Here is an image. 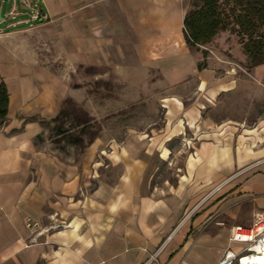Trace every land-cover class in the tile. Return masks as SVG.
Masks as SVG:
<instances>
[{
    "label": "crops",
    "instance_id": "0c3cea01",
    "mask_svg": "<svg viewBox=\"0 0 264 264\" xmlns=\"http://www.w3.org/2000/svg\"><path fill=\"white\" fill-rule=\"evenodd\" d=\"M38 1L41 23L0 33V264H217L236 247L231 229L264 210V114L214 117L245 81L211 55L198 69L183 24L192 0ZM97 70L116 76L122 104L151 94L162 125L121 140L104 132L62 158L46 124L68 99L90 104L81 79ZM245 74L264 99V64ZM160 164L172 179L158 180Z\"/></svg>",
    "mask_w": 264,
    "mask_h": 264
},
{
    "label": "rangeland",
    "instance_id": "374dc122",
    "mask_svg": "<svg viewBox=\"0 0 264 264\" xmlns=\"http://www.w3.org/2000/svg\"><path fill=\"white\" fill-rule=\"evenodd\" d=\"M19 0H16L18 3ZM13 5L12 0H4L3 3L0 0V8L4 22L0 24L1 28L7 27L11 23L10 19L5 18L7 10ZM9 31L17 28H7ZM209 48L204 50L203 48H193L201 52L203 57L199 65L206 67L209 55L211 60L218 70L225 71L226 66H232L237 68V71H232L240 80L245 81L243 87L239 88V94H235L230 97L228 101L224 98V105L222 106V98L218 99V103L213 113L214 117L220 121L227 118H241L250 117L254 118L258 115L264 114V99L263 96L257 93L258 84L249 85V77L245 74L251 71L249 67V61L246 59L239 60L236 55L243 52L242 42L238 37L230 33L229 31L224 34H219L217 38L209 44ZM240 49V51H239ZM212 51L213 53L209 52ZM244 53V52H243ZM229 61V63H227ZM237 65H239L237 67ZM89 78L81 79L87 86V92L90 97V104H77L76 102L68 99L64 102L63 116L58 117L53 125L46 124L45 138L50 141L49 148H53L55 154H60L62 158L77 159L81 155L84 148L96 139L101 133L108 136H113L118 140L125 139V134L128 131L139 132L146 131L152 124L156 128H160L162 125V110L154 102V99L144 98V101L132 104H122L125 96L123 88L118 87L120 83L116 76L106 71H89L87 72ZM94 75L102 76L97 77V80H93ZM87 76V75H86ZM243 76V78H241ZM77 74H74L73 84L77 87L79 79L76 78ZM260 96L261 105L255 104L258 102ZM254 99V100H253ZM263 100V101H262ZM94 101L99 104L100 111L97 113L100 116L93 117V112L96 111ZM253 116V117H252ZM253 120V119H252ZM252 120L247 123H252ZM88 121L85 131L82 132V123ZM79 123V127L77 124ZM81 125V126H80ZM75 127V128H74ZM60 129L63 130V135L60 134ZM183 156L178 155L176 159L175 167H182ZM156 160V159H155ZM159 179L165 178L172 179V171L166 164L159 165ZM175 173L176 171L173 170ZM154 180H157L154 178ZM176 180H170L171 183H175Z\"/></svg>",
    "mask_w": 264,
    "mask_h": 264
},
{
    "label": "trees",
    "instance_id": "16d2710c",
    "mask_svg": "<svg viewBox=\"0 0 264 264\" xmlns=\"http://www.w3.org/2000/svg\"><path fill=\"white\" fill-rule=\"evenodd\" d=\"M183 24L186 43L191 48L205 47L219 34L229 31L242 42L250 68L264 64V0H192ZM7 112L8 92L1 83L0 125L6 121ZM63 113L62 110L57 118ZM87 123L81 124L82 132ZM75 127H79V123ZM60 134L63 135L62 129Z\"/></svg>",
    "mask_w": 264,
    "mask_h": 264
},
{
    "label": "built area",
    "instance_id": "2783aa9c",
    "mask_svg": "<svg viewBox=\"0 0 264 264\" xmlns=\"http://www.w3.org/2000/svg\"><path fill=\"white\" fill-rule=\"evenodd\" d=\"M4 0H1L3 3ZM9 1V0H8ZM13 5L8 8L5 18L10 19L11 23L5 28L0 27V33L8 30L7 28H18L25 26L32 28L44 20V15L38 0H12ZM1 21L4 22L0 8ZM39 227L38 223L31 219H26L25 228L35 230ZM229 242L236 247L227 248L217 264H244V258L253 256H264V210L257 212L248 226H235L231 229Z\"/></svg>",
    "mask_w": 264,
    "mask_h": 264
},
{
    "label": "bare ground",
    "instance_id": "6f19581e",
    "mask_svg": "<svg viewBox=\"0 0 264 264\" xmlns=\"http://www.w3.org/2000/svg\"><path fill=\"white\" fill-rule=\"evenodd\" d=\"M243 263L244 264H264V256L257 255V256H253L252 258H244Z\"/></svg>",
    "mask_w": 264,
    "mask_h": 264
},
{
    "label": "water",
    "instance_id": "95a60500",
    "mask_svg": "<svg viewBox=\"0 0 264 264\" xmlns=\"http://www.w3.org/2000/svg\"><path fill=\"white\" fill-rule=\"evenodd\" d=\"M0 21H1V14H0Z\"/></svg>",
    "mask_w": 264,
    "mask_h": 264
}]
</instances>
